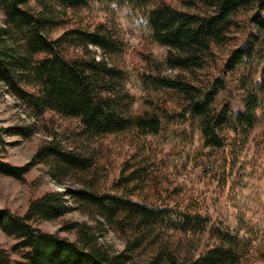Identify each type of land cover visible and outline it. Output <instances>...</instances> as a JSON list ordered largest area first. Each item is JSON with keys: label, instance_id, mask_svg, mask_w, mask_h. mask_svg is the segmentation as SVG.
<instances>
[{"label": "trees", "instance_id": "16d2710c", "mask_svg": "<svg viewBox=\"0 0 264 264\" xmlns=\"http://www.w3.org/2000/svg\"><path fill=\"white\" fill-rule=\"evenodd\" d=\"M31 1L0 0V81L37 115L53 111L76 118L88 139L171 132L189 145L199 132L215 149L248 135L258 109L264 119V78L256 76L260 66L253 67L256 57L264 59V0L153 3L151 36L168 51L165 61L149 60L142 75L154 94L141 110L120 81L123 69L108 58L123 47L121 36L103 23L90 28L70 22L68 9L89 0H36L38 7ZM124 1L139 9L154 0ZM237 34L243 37L234 42ZM6 134L28 136L31 127H0V174L22 180L36 164H45L56 178L78 186L48 191L22 214L0 208V229L16 240L12 251L19 256L0 254V264H130L142 252L149 255L143 264H254L248 261L251 245L238 232L190 203L169 201L160 189L146 193L145 165H123L110 180L93 154L57 135L39 145L31 162L14 165L4 157ZM76 207L90 220L63 222L61 231L74 232V239L39 226ZM109 227L126 235L123 250L102 240ZM168 230L208 232L216 241L199 252L196 242L192 251L172 243ZM257 261L264 264V251Z\"/></svg>", "mask_w": 264, "mask_h": 264}, {"label": "rangeland", "instance_id": "374dc122", "mask_svg": "<svg viewBox=\"0 0 264 264\" xmlns=\"http://www.w3.org/2000/svg\"><path fill=\"white\" fill-rule=\"evenodd\" d=\"M175 2V0H167ZM149 5L136 8L124 0H89L79 9H68L72 23H80L90 28L103 23L117 32L123 39V47L116 53L108 54L111 61L122 69L121 83L134 99V109L146 108V103L154 93L146 90L142 75L148 69L149 60L165 61L168 47L158 43L151 36ZM31 5L38 7L36 0ZM5 15L0 8V25ZM57 28L52 36L61 33ZM243 34H237L234 42ZM94 49H98L92 46ZM101 49L98 54L101 55ZM258 77L264 78V59L256 57ZM234 94V92H233ZM261 109L257 111L256 124L247 134L235 135L226 149L208 147L195 133L192 143L171 132L136 137L132 133H114L88 139L79 131L81 124L76 118L62 116L53 111L37 115L19 98L11 88L0 81V127H31V134H6L4 139L5 160L14 165H26L32 161L39 145L52 135H57L65 143H75L96 157L99 166L108 173L110 180L118 177L123 165H145L149 180L144 184L146 193L160 189L169 201L190 203L195 209L221 221L226 227L244 236L251 245L248 261L258 264L257 256L264 251V119ZM234 135V134H233ZM248 136L247 139L243 138ZM246 139V140H244ZM78 186L68 177L56 178L51 168L36 164L22 180L0 174V208H10L24 213L30 202L48 191L63 192L67 187ZM173 203V202H172ZM90 220L78 207L63 219L44 221L39 226L49 232L75 238V233L61 231L64 221ZM171 242L198 252L212 245L216 239L208 232L185 234L168 230ZM126 235L111 227L104 232L103 241L114 250L121 251L126 246ZM169 239V237H168ZM15 239L0 229V254L18 259L12 251ZM145 251V250H144ZM147 252L137 254L130 264H143L148 259Z\"/></svg>", "mask_w": 264, "mask_h": 264}]
</instances>
